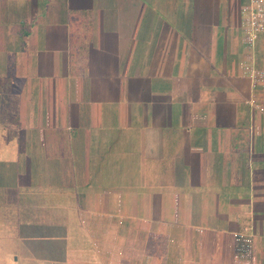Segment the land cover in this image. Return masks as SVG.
Returning <instances> with one entry per match:
<instances>
[{
    "label": "crops",
    "instance_id": "crops-1",
    "mask_svg": "<svg viewBox=\"0 0 264 264\" xmlns=\"http://www.w3.org/2000/svg\"><path fill=\"white\" fill-rule=\"evenodd\" d=\"M249 6L0 0V264H112L128 232L148 247L160 230L146 264L178 245L189 264H264Z\"/></svg>",
    "mask_w": 264,
    "mask_h": 264
},
{
    "label": "rangeland",
    "instance_id": "rangeland-1",
    "mask_svg": "<svg viewBox=\"0 0 264 264\" xmlns=\"http://www.w3.org/2000/svg\"><path fill=\"white\" fill-rule=\"evenodd\" d=\"M131 209H132L131 205L129 204L128 205L124 204L123 206H121L120 204L118 207V213L127 217H129L130 215L135 216V214L142 215L141 212H143V209H141V206L137 205L136 202L133 203V209L132 210ZM160 234H163L162 231L161 230L159 232L157 231V233L154 234L155 237L152 238L153 241H151L147 247L145 245L146 242L141 241L143 236L142 237L141 235L135 236L136 234L128 232L126 236L120 238V240L118 241L120 245H124V248L122 249L123 253L122 252L116 253L114 255V260L112 261V264H146L148 262L147 259L148 254H151L157 245L159 248H161L164 243L162 240H164L163 237L165 236H162L161 238L159 237L161 236ZM78 236L80 235H76L75 237ZM181 245H184V243H182ZM173 248L175 249V251L171 252V255L167 257L168 260L167 264H183V263L189 264L191 260L195 258V256L191 255L192 253L190 252L189 249H187L188 247L186 246L180 247L178 245L177 247H173ZM106 255L107 253H105L103 257L104 260H107ZM10 259L12 261V258ZM194 261L197 262V260L195 259ZM210 262L211 261H208V259H205V260H201V262H199L198 264H211Z\"/></svg>",
    "mask_w": 264,
    "mask_h": 264
},
{
    "label": "built area",
    "instance_id": "built-area-1",
    "mask_svg": "<svg viewBox=\"0 0 264 264\" xmlns=\"http://www.w3.org/2000/svg\"><path fill=\"white\" fill-rule=\"evenodd\" d=\"M248 12V19L250 22L251 33L250 40L257 37V30H264V0H250V6Z\"/></svg>",
    "mask_w": 264,
    "mask_h": 264
}]
</instances>
